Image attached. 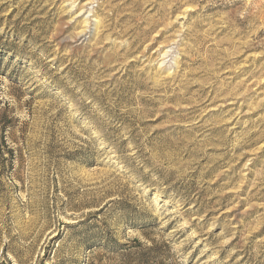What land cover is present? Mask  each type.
<instances>
[{
  "label": "rangeland",
  "instance_id": "374dc122",
  "mask_svg": "<svg viewBox=\"0 0 264 264\" xmlns=\"http://www.w3.org/2000/svg\"><path fill=\"white\" fill-rule=\"evenodd\" d=\"M0 264H264V0H0Z\"/></svg>",
  "mask_w": 264,
  "mask_h": 264
},
{
  "label": "trees",
  "instance_id": "16d2710c",
  "mask_svg": "<svg viewBox=\"0 0 264 264\" xmlns=\"http://www.w3.org/2000/svg\"><path fill=\"white\" fill-rule=\"evenodd\" d=\"M8 146V145H7ZM10 154H13V151L10 149V151H8Z\"/></svg>",
  "mask_w": 264,
  "mask_h": 264
}]
</instances>
